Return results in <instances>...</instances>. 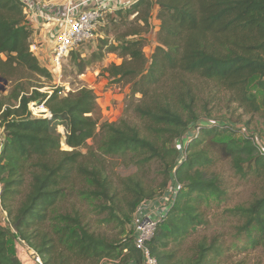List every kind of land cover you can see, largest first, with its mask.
I'll return each mask as SVG.
<instances>
[{"label": "trees", "instance_id": "obj_1", "mask_svg": "<svg viewBox=\"0 0 264 264\" xmlns=\"http://www.w3.org/2000/svg\"><path fill=\"white\" fill-rule=\"evenodd\" d=\"M115 12L113 22L119 17L127 24L135 17L109 46L121 63L112 62L103 72L117 82L131 83L132 94L142 95L136 111L146 121L149 135L124 119L102 120L97 95L89 87L65 94L60 88L51 93L40 91L41 86L30 90L17 85L21 86L17 92L0 97V126L6 137L0 152L2 199L13 228L44 264H100L104 258L127 264L141 258L132 235L107 240L90 231L79 211L63 212L58 206L79 178L87 183L83 194L109 203V220L126 224L116 215L121 193L96 163L86 160L96 155L88 144L94 139L105 155L134 153L142 164L160 160L165 166L164 185L173 174L182 185L148 244L159 264H217L212 256L220 252L214 245L200 244L188 263L176 262L167 251L169 242H180L203 222L198 211L201 203L222 192L218 177L208 176L202 168L212 164L213 153L230 160L238 175L253 176L260 182L261 194L230 213L240 220L238 236H244L247 246L264 249V153L248 137L240 141L223 138L237 128L210 112L199 113L201 96L188 82V77L210 81L216 89L212 97L227 93L229 103L264 119V0H136L131 7ZM153 16L159 24L157 45L147 55L144 48ZM34 36L21 1L0 0L1 76L14 79L24 70L52 79L53 74L31 50ZM73 51L72 59H78L79 73H83L87 62ZM256 76L261 100L249 87ZM164 81H171L169 91L156 100ZM31 102L51 116H35ZM193 128L199 132L190 140ZM63 139L69 149L62 148ZM85 148L87 153L82 151ZM183 152L185 158H181ZM123 188L128 207L120 212L129 222L138 206L154 194L146 193L132 178L123 182ZM18 195L21 201L13 207L10 203ZM0 264H23L10 252L1 220Z\"/></svg>", "mask_w": 264, "mask_h": 264}, {"label": "rangeland", "instance_id": "obj_2", "mask_svg": "<svg viewBox=\"0 0 264 264\" xmlns=\"http://www.w3.org/2000/svg\"><path fill=\"white\" fill-rule=\"evenodd\" d=\"M129 5L131 4H127L126 8H129ZM115 11L104 12L97 23L96 36L83 42L73 51L75 56L78 54L80 59L87 62L83 73H79L78 59L75 57L72 59L70 53L64 62L62 74H53L52 79L37 76L24 70H20L14 79L5 77L8 79V83L0 81V97H8L13 91L14 93L17 92L15 89L18 88L19 90L21 88L17 85H22L30 90L36 86H41L39 90L42 92H51L56 88H60L64 93L86 86L93 89L97 95V102L102 111V120L119 122L124 119L138 125L144 135H149L146 121L141 119L136 111L137 105L142 100V95L132 94L131 83L126 81L117 82L103 72V69L108 67L110 63H121L122 60L119 58L118 53L111 52L109 46L115 42L119 35L128 30L131 21L135 17L134 15L131 16L127 24H122L119 17L117 21L114 20L113 22L111 19L112 15H116L117 12ZM151 21L152 29L146 35L148 41L144 48L147 55H151L157 45V32L159 30L158 21L154 16ZM40 62L42 65L47 63L45 60ZM257 79L258 76L254 77L250 81L249 87L261 100V91L256 86ZM188 82L193 88V92H198L201 96L198 102L199 105H197L199 113L206 114L210 112L217 118L230 120V124L237 128L236 132L227 133L223 138H234L240 141L245 137V128L248 133L264 135V119L246 113L236 103H229L227 93L217 92L212 97L213 91L216 90L212 82L196 77H188ZM170 85L171 81L161 83L160 92L156 94L158 95L156 100L161 97L162 93L169 91ZM3 88L5 89L3 90ZM166 96L169 98V95ZM151 99L154 100V98ZM11 100L15 103L14 99ZM30 106L34 109L35 116L43 117L49 114H45L46 112L41 109V106L37 105V102H31ZM248 121L251 122L248 124ZM59 130L64 134L62 127ZM159 140L161 143L164 141L161 138ZM88 144L95 148L97 156L92 154L86 160L96 163L109 177L113 187L121 193L116 215L124 220L126 224L123 226L117 220H109L107 218L109 212L107 205L109 203L102 199H92L83 194V191L87 190L88 187L87 183L79 178L74 180L73 186L68 187L67 196L59 202L58 206L63 212L79 211L83 216L84 223L97 236L107 240L119 241L133 233V219L131 218L132 220L128 222L123 218V212H120V209L127 211L128 207L125 203L126 192L123 188V182L127 181L128 178H132L143 185L146 193H153L156 197L167 189L171 179L165 186V166L160 160L142 164L139 162V156L134 153L105 155L97 149L98 143L95 144L94 139L89 140ZM62 148L69 149L64 143V139ZM82 151L87 153L88 149L85 148ZM211 156L213 157L212 164L204 165L202 168L208 176L218 177L222 192L218 196L213 195L209 200L201 203L198 211L201 213L203 222L195 228H191L189 234L180 242H169L167 251L174 255L176 262L188 263L194 259L199 245L204 243L207 246L214 245L219 248L220 253L212 256V261L215 259L217 264H264V249L262 247L252 248L247 246L244 236H238L237 227L241 224L240 220L230 213V209L235 206L248 204L258 197L262 192V186L253 176L243 177L238 175L231 167L230 160L223 159L215 153ZM21 198V195L16 196L10 204L13 207L18 206ZM3 227L7 232L10 252L19 257L23 264H31L32 258H27L32 251L30 247L20 240L18 233L12 226L3 224ZM109 263H111L110 260H105L102 264Z\"/></svg>", "mask_w": 264, "mask_h": 264}, {"label": "built area", "instance_id": "obj_3", "mask_svg": "<svg viewBox=\"0 0 264 264\" xmlns=\"http://www.w3.org/2000/svg\"><path fill=\"white\" fill-rule=\"evenodd\" d=\"M20 1L23 5L26 24L35 34L31 42V50L39 61L45 60L47 62L44 66L52 74L60 75L63 72L64 62L70 53L83 42L96 36V26L104 12L126 8L127 4L133 5L136 0ZM47 116H51V113ZM198 132L199 128L190 131V140ZM244 133L245 137L250 138L257 149L264 153V135L248 133L246 128ZM5 138L3 129L0 126V152ZM181 158H185V152L182 153ZM170 179L171 183L165 191L154 198L144 200L134 213L132 237L135 246L141 253V258L139 260L133 259L127 264H159L148 244L155 236L159 222L175 204L179 190L182 188L174 174ZM2 191L3 186L0 177V220L2 219V225L11 227V219L2 199ZM20 240L26 243L23 239L20 238ZM30 249L32 251L27 258H32L31 264H44L42 257L33 248L30 247ZM105 260H110L111 263L109 264L119 263V260L104 258L101 264Z\"/></svg>", "mask_w": 264, "mask_h": 264}, {"label": "water", "instance_id": "obj_4", "mask_svg": "<svg viewBox=\"0 0 264 264\" xmlns=\"http://www.w3.org/2000/svg\"><path fill=\"white\" fill-rule=\"evenodd\" d=\"M0 81H3L4 83H8V79H6L5 77H3V76H1L0 75ZM5 88H3V90H4Z\"/></svg>", "mask_w": 264, "mask_h": 264}]
</instances>
